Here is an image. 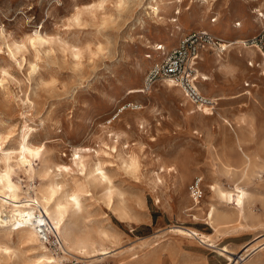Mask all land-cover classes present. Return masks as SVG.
<instances>
[{
	"label": "rangeland",
	"instance_id": "374dc122",
	"mask_svg": "<svg viewBox=\"0 0 264 264\" xmlns=\"http://www.w3.org/2000/svg\"><path fill=\"white\" fill-rule=\"evenodd\" d=\"M172 1L0 0L4 38L25 45L11 54L6 39L0 36V134L6 136L2 147L17 148L21 132L31 126L29 141L43 145L41 159L73 168L64 179L81 178L72 161L75 150L89 164L102 162L114 191L120 194L117 198L123 199L132 217L120 220L108 208L104 186L93 185L90 195L84 196L77 227L90 229L93 236L99 229L107 231L111 242L104 245L112 251L94 256L67 253L61 234L50 231L47 240L40 241H46L50 255L60 264L130 263L133 256L141 255L144 244L154 242L158 244L131 264H226L216 248L234 247L232 243L236 248L255 236L252 230L235 235L225 234L223 228L215 232L204 220L206 205L201 202L212 199L206 186L214 179L224 188L235 182L244 184L264 198V76L259 75L262 67L258 62L264 58L248 43H236L261 28L243 24L264 12V0H182L179 15L174 13L177 7ZM156 2L160 5L157 14L151 9ZM77 12L78 22L73 18ZM237 22L242 25L238 27ZM200 29L211 33L217 42L202 48L193 66L194 76L198 70L211 79L194 82L202 95L222 91L228 97L233 95L216 104V111L228 118L231 127L224 126L216 113L212 117L191 113V97L183 95L187 90L182 85L180 92L159 79L150 88L144 87L146 72L164 57L161 43L172 37L169 44L174 47ZM36 31L47 41L32 46L26 38ZM217 43L230 44L221 48ZM216 53L232 64L229 79L224 67L214 63ZM246 80L255 86H243ZM134 87L144 92L129 93ZM249 89L250 95L243 93ZM237 138L253 156L255 173L250 179L235 181L233 173L219 166L214 152L240 169ZM129 155L139 162L135 173L123 163L122 158ZM41 159L33 158L30 170L14 166L12 178L20 186L21 197L28 191L35 201L33 189L46 180L39 172ZM196 181L203 191L199 211L190 209L195 204L190 187ZM0 198L6 196L0 194ZM250 208L255 215L250 220L257 222L264 206L258 200ZM175 226L212 234L216 248L176 235L169 230ZM2 233L0 243L7 244L13 254L0 252V264H21L36 254L37 250L5 239ZM54 237L63 245L62 251Z\"/></svg>",
	"mask_w": 264,
	"mask_h": 264
},
{
	"label": "bare ground",
	"instance_id": "6f19581e",
	"mask_svg": "<svg viewBox=\"0 0 264 264\" xmlns=\"http://www.w3.org/2000/svg\"><path fill=\"white\" fill-rule=\"evenodd\" d=\"M203 1L207 2L208 0ZM173 3L177 7L174 13L176 15H179L182 9V0H174L172 1V4ZM159 7V2H156L155 5H151L152 12L157 14ZM257 10L258 8L256 9V11ZM78 14H80V12H77V14H75V17H73L77 22L80 19ZM173 20L176 22L177 18H173L172 21ZM237 23L238 27L242 25L241 22ZM257 24L260 27H264V12L259 11L258 17H254L250 23H244L243 26L245 27L247 25ZM205 25L209 24L205 23ZM209 26L214 27L213 24H210ZM176 29L179 32L181 31L179 25L176 26ZM4 34L5 33L1 28L0 36L3 37V39H6L4 38ZM171 40L172 37L161 43L160 47L162 50L160 52L162 54L166 53L170 48H173L172 44H169V41ZM26 41L30 43V45L34 46L35 44L44 43L45 41H47V38L36 31L34 32V34L28 35ZM244 42V40L239 38L238 40H236V43H241V45H244ZM6 46L11 54H14L17 51H21L23 47L25 48L23 42L18 43L15 42V40L8 42L7 39ZM222 46H225V44H223ZM246 48L247 47H244V50L246 53H248V55L253 53L251 50ZM242 50H240V52ZM77 54L78 51L76 52V55ZM240 55L241 54H238V56ZM251 55L253 56V54ZM213 57L214 63H216L218 67H224V70H226L227 79H229V76L233 75L232 72L234 71L232 64L230 62H227L228 60L226 61L221 56V54L216 53ZM258 62L259 66L262 67V72H260L259 75L264 76V61ZM34 66L36 65L34 64L32 68H34ZM236 66L237 65H235V69ZM198 78H200L201 81H207L211 79L210 75L204 74L197 70L195 76L191 79V81L199 80ZM163 80L164 81H162V83L164 82V85L181 92V85H179L174 79L166 78ZM242 83L243 86H255L254 83L250 84L249 82H247V80L243 81ZM191 87L194 91L198 92L202 96L201 101L203 102H196L191 97V99L189 100L190 104H193H191V113L199 112L200 115L204 117L216 113L217 116L220 117V121L224 126H232L228 118L216 111V104L219 100L228 99L233 95L228 97L229 95L224 91L220 92L219 94H209L204 92V94L206 95H202L195 82H192ZM250 91V89L245 90L243 91V93L250 95ZM134 92H144V90L139 87L129 89V93ZM183 95H188V93H183ZM207 99L210 100V102L212 101L213 106H208L205 104ZM222 124L220 126H222ZM30 127H25V129H23V131L21 132L20 138L18 139L17 148L2 147L6 136L0 134V194L6 196L5 199L0 198V231L3 232V238L13 240L15 239L16 243H24L27 244L31 250H37L36 254L33 255V258L29 257L28 260H24L21 264H60V261L57 258L50 255L51 252L49 253L48 249L43 243L46 241H40L39 230L41 228H43L47 232L53 231L55 233H60L63 239V245L67 249V253L73 252L88 256L105 255L110 253L112 249H110L109 246L104 245V242L110 241L107 231L99 229L96 231V236H93L90 229L84 228L83 230L77 227V221L79 219H82L81 215L84 209V196L90 195V188L95 184H101L104 186L108 208L111 209L120 220H130L131 216L129 215L123 203V199H121V197L119 199L117 198V196H119L120 194H116V192L114 191L111 176L105 170L103 163L99 161L95 164H89L84 160V155L81 154L78 150H75L72 161L76 166V170L80 172L81 178L71 176L68 180L64 179L63 176L70 175L73 168L60 163L52 164L45 158L41 159L43 145H35L29 141ZM227 138L230 139V137ZM241 144L243 145V143L240 142V140L237 138L236 147L239 150L240 169L237 167H232L233 164H229L223 156H221L217 152H214V158L218 161L219 166L224 172H230L231 174L233 173L236 176L235 181L241 179H250L253 173H255V171H253V156L249 154L241 146ZM113 148L115 147L113 146ZM33 158H39L43 162L39 172L41 173L40 175L42 177L46 178V180H44L41 185L36 186L33 189L35 201L32 200L33 196H31L28 191H26L25 195L21 197L18 192L20 190V186L17 182L13 181L12 178V173L15 165H18L25 170H30L32 168L31 161ZM122 159L126 168L135 173V170L139 165L136 157L129 155L128 157ZM162 163L164 164V162ZM27 165L28 167H26ZM166 170L170 171L171 167L167 168ZM33 173L34 169L30 173V176H32ZM206 187L208 188V192L210 193V197L212 199L210 201L201 202L202 205H206L204 220H206V222L214 229L215 232L219 228H223L222 231L227 235H235L239 232L248 230L255 231V236L252 238V240L238 244L236 248L230 245H224L222 247L216 248V243L212 234L203 233L193 228L176 226L170 228L169 230L176 235H180L186 238H194L209 247L216 248L214 251H216L219 256H222L226 260H229L226 264H231L234 258L238 259V257L245 256L246 257L243 259V261L240 262V264H264V212L259 215V220L257 222H253L250 220L251 218H255V215L252 213V209L250 208V204H253L259 200L260 204L264 206V198H258L259 196H257V191L247 190L246 188H244V184H239L237 182H235L234 185L230 188H224L216 179H214L209 182ZM158 200L159 199H157V201ZM23 201H31L30 203L33 204L26 202L22 203ZM199 203V201H195V204H192L190 209H193L195 211L202 210ZM192 215L195 218L197 216L195 213H192ZM157 244L158 243L156 242H154L152 245H150L149 243L144 244L142 248L143 252L141 253V255L133 256L131 262L135 261L140 256H145L151 250V248H153ZM63 245L61 247H63ZM3 251L7 252V255L9 256L13 254V251L10 250L7 244H5L4 242L0 243V252ZM131 262H119V264H131Z\"/></svg>",
	"mask_w": 264,
	"mask_h": 264
},
{
	"label": "built area",
	"instance_id": "2783aa9c",
	"mask_svg": "<svg viewBox=\"0 0 264 264\" xmlns=\"http://www.w3.org/2000/svg\"><path fill=\"white\" fill-rule=\"evenodd\" d=\"M216 40L217 39L205 29L193 31L184 36L177 45L164 54L160 62H155L150 66L144 79L145 89L150 88L151 85L159 79L171 78L182 85L193 100L201 103L202 96L191 87L192 82H194L191 81L194 77L193 66L199 57V51L207 44H216ZM244 41L250 46L255 47L262 58H264V27L258 29L256 33ZM217 44H219L221 48L223 47V43ZM205 104L213 106L212 101L210 102L208 99ZM190 192L194 201H199L202 198L203 191L198 181L191 185ZM39 236L41 239L47 240L48 232L41 228L39 230ZM54 240L55 244L61 249L58 237H54ZM245 257H238V259L234 258L231 264H240ZM228 261L229 260H227V262Z\"/></svg>",
	"mask_w": 264,
	"mask_h": 264
},
{
	"label": "crops",
	"instance_id": "0c3cea01",
	"mask_svg": "<svg viewBox=\"0 0 264 264\" xmlns=\"http://www.w3.org/2000/svg\"><path fill=\"white\" fill-rule=\"evenodd\" d=\"M233 245H234V247H235V243H232Z\"/></svg>",
	"mask_w": 264,
	"mask_h": 264
},
{
	"label": "snow or ice",
	"instance_id": "6c2138e0",
	"mask_svg": "<svg viewBox=\"0 0 264 264\" xmlns=\"http://www.w3.org/2000/svg\"><path fill=\"white\" fill-rule=\"evenodd\" d=\"M34 43V42H33Z\"/></svg>",
	"mask_w": 264,
	"mask_h": 264
}]
</instances>
